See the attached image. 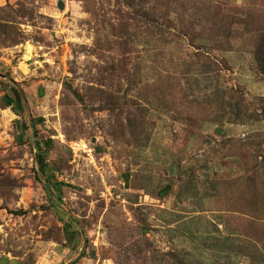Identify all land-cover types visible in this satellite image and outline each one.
Masks as SVG:
<instances>
[{"label":"rangeland","instance_id":"rangeland-1","mask_svg":"<svg viewBox=\"0 0 264 264\" xmlns=\"http://www.w3.org/2000/svg\"><path fill=\"white\" fill-rule=\"evenodd\" d=\"M0 49V264H264V0H0Z\"/></svg>","mask_w":264,"mask_h":264},{"label":"trees","instance_id":"trees-1","mask_svg":"<svg viewBox=\"0 0 264 264\" xmlns=\"http://www.w3.org/2000/svg\"><path fill=\"white\" fill-rule=\"evenodd\" d=\"M21 93L20 92H17V93H15V96H11V97H9V98H7L8 100V104H11V103H13V101L14 102H16V103H20V97H21ZM10 99V100H9ZM42 169H44V166H42Z\"/></svg>","mask_w":264,"mask_h":264},{"label":"crops","instance_id":"crops-1","mask_svg":"<svg viewBox=\"0 0 264 264\" xmlns=\"http://www.w3.org/2000/svg\"><path fill=\"white\" fill-rule=\"evenodd\" d=\"M4 51H7V50H5V49H0V53L3 55V53H4ZM2 58V56H0V59ZM8 99H6V101H7ZM10 100V99H9ZM69 250H71L70 249V247H69ZM77 257H79V256H77ZM78 259V258H77ZM70 262V264H72V263H74V262H76V260H71V261H69Z\"/></svg>","mask_w":264,"mask_h":264}]
</instances>
